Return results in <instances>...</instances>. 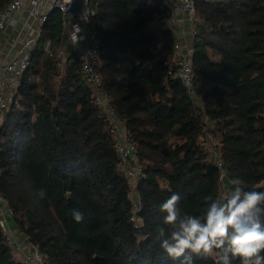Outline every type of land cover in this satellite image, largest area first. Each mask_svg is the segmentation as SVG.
I'll use <instances>...</instances> for the list:
<instances>
[{
    "label": "trees",
    "instance_id": "obj_1",
    "mask_svg": "<svg viewBox=\"0 0 264 264\" xmlns=\"http://www.w3.org/2000/svg\"><path fill=\"white\" fill-rule=\"evenodd\" d=\"M11 0H0V11ZM101 48L99 72L135 144L145 179L139 225L118 170L115 136L70 54L62 68L61 16L49 12L20 86L0 125V197L44 264H181L154 239L173 192L183 213L218 196L219 173L206 134L232 179L264 190V0L195 1L191 41L200 105L193 107L173 65L174 36L160 0H90ZM46 42L49 46L46 47ZM46 197L39 199V189ZM78 209L77 223L70 212ZM0 264H20L0 229ZM194 264H215V257ZM232 264H240L239 258Z\"/></svg>",
    "mask_w": 264,
    "mask_h": 264
},
{
    "label": "built area",
    "instance_id": "obj_2",
    "mask_svg": "<svg viewBox=\"0 0 264 264\" xmlns=\"http://www.w3.org/2000/svg\"><path fill=\"white\" fill-rule=\"evenodd\" d=\"M160 1L169 7L170 17L174 21H177L180 16L191 25L190 33L193 36L196 0ZM204 1L211 2L213 0ZM21 10L26 11L29 17L35 20V29L32 35L20 37L18 34L9 39L4 37L3 32L7 25L17 22L16 14ZM52 10L58 11L61 16V36L64 46L57 54L60 58V67L62 68L70 54L73 53L76 56L80 71L92 91L94 103L104 115L115 136L118 170L126 180L127 197L131 203L130 221L137 226L141 222L138 213L142 209L138 187L146 175L142 165L138 162L135 144L116 115L111 96L103 88L99 72L102 51L96 33L89 26V22L95 14L90 0H79L78 10L72 9V0H28L26 5L22 0H11L0 11V125L9 110L17 88L20 86L22 74L28 67L31 52L39 40L41 27ZM182 40L184 39L175 34L174 63L169 65L168 74H173L179 80L192 106L198 107L201 102L193 71L192 51ZM48 46L49 42H46V47ZM202 133L204 136L206 135L203 144L208 149L210 158L219 173L218 198L227 192L228 186L223 158L215 142L206 134L205 128L202 129ZM1 201L3 207L0 205V229L8 247L18 254L20 264H44L43 253L30 242L28 236L19 229L16 231L10 229L8 221L12 219V210L5 201L0 199Z\"/></svg>",
    "mask_w": 264,
    "mask_h": 264
},
{
    "label": "clouds",
    "instance_id": "obj_3",
    "mask_svg": "<svg viewBox=\"0 0 264 264\" xmlns=\"http://www.w3.org/2000/svg\"><path fill=\"white\" fill-rule=\"evenodd\" d=\"M230 183L231 189L218 198L204 197L196 215L181 211L178 192L159 206L165 215L154 239L170 258L194 264L195 258L214 255L215 264H232L235 258L240 264H264V190H245L238 178ZM37 196L44 199L46 190L39 189ZM70 214L77 223L85 218L78 209Z\"/></svg>",
    "mask_w": 264,
    "mask_h": 264
},
{
    "label": "crops",
    "instance_id": "obj_4",
    "mask_svg": "<svg viewBox=\"0 0 264 264\" xmlns=\"http://www.w3.org/2000/svg\"><path fill=\"white\" fill-rule=\"evenodd\" d=\"M22 2L26 5L28 0H22ZM16 19L17 22L15 24L7 25L5 32H3V36L9 39L13 36H17L18 34L20 37L32 35L33 30L35 29V20L32 17H29L27 12L24 10H21L16 14ZM156 25H162L163 27L170 29L174 37L176 34L177 37L184 39L182 42L186 43L191 49V25L183 18H180L179 16L177 21H174L171 17L162 19L159 20V22L156 21ZM0 205L3 207L2 201L0 202ZM8 225L12 231H16L18 229L14 224L13 219L8 221ZM16 257L19 260L18 254H16Z\"/></svg>",
    "mask_w": 264,
    "mask_h": 264
},
{
    "label": "water",
    "instance_id": "obj_5",
    "mask_svg": "<svg viewBox=\"0 0 264 264\" xmlns=\"http://www.w3.org/2000/svg\"><path fill=\"white\" fill-rule=\"evenodd\" d=\"M72 9L73 10L79 9V0H72Z\"/></svg>",
    "mask_w": 264,
    "mask_h": 264
}]
</instances>
